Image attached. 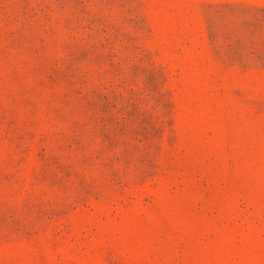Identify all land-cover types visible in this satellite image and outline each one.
<instances>
[{
	"label": "rangeland",
	"instance_id": "rangeland-1",
	"mask_svg": "<svg viewBox=\"0 0 264 264\" xmlns=\"http://www.w3.org/2000/svg\"><path fill=\"white\" fill-rule=\"evenodd\" d=\"M0 264H264V0H0Z\"/></svg>",
	"mask_w": 264,
	"mask_h": 264
}]
</instances>
